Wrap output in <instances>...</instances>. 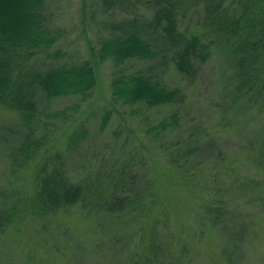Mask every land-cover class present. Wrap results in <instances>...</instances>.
Masks as SVG:
<instances>
[{"label": "rangeland", "instance_id": "obj_1", "mask_svg": "<svg viewBox=\"0 0 264 264\" xmlns=\"http://www.w3.org/2000/svg\"><path fill=\"white\" fill-rule=\"evenodd\" d=\"M82 1L48 0L45 13L50 26L65 34L53 49L65 52L66 61L89 62L95 87L83 100L77 96L47 99L38 94L37 105L47 112L78 104L76 110L68 111L66 120L53 121L48 127L60 149H66V136L72 130L86 132L77 148L66 150L71 176L83 178L100 167L115 171L126 167L140 181H150L152 194L143 202L148 211L143 218L131 213L117 221L101 214L96 217L81 206L43 218L26 215L19 225L0 233V264H146L152 240L163 244L160 264H264V205L254 201V193L236 190L237 182L260 177L246 148L250 140L264 136V106L248 109L232 100L230 57L219 45H212L193 81L162 57L133 59L124 66L126 73L144 72L169 88L182 89L181 103L112 107V64L99 62L92 51L108 36L101 22H118L124 15L102 13L86 0L83 16ZM91 9L96 10L94 17H90ZM202 17L199 8L191 7L180 18V30L200 32ZM46 61L40 54L35 63ZM107 111L111 115L101 129ZM172 113L177 114L175 127L163 133L150 131ZM25 132L15 113L0 109V190L16 179L10 174L8 156ZM190 137L189 144L197 151L191 154L194 170L186 188L169 162L167 147ZM32 167L17 175L27 194L32 191Z\"/></svg>", "mask_w": 264, "mask_h": 264}, {"label": "trees", "instance_id": "obj_2", "mask_svg": "<svg viewBox=\"0 0 264 264\" xmlns=\"http://www.w3.org/2000/svg\"><path fill=\"white\" fill-rule=\"evenodd\" d=\"M89 1L102 13L124 15L118 22H101V29L108 36L92 51V57L99 62L112 64V107L143 104L153 108L181 103L182 89L169 88L144 72L126 73L124 66L133 59L153 61L162 57L173 63L188 81H193L208 60L212 45H219L230 57L234 76L232 100L239 107L243 102L242 106L248 109L264 106V0ZM87 6L83 0V16ZM191 7L199 8L203 14L198 33L179 27L183 21L180 18ZM47 8L48 0H0V109L15 113L26 131L22 142L8 156L10 174L16 179L0 190V233L19 225L26 215L43 218L73 206L113 221L131 213L135 218H143L148 211L143 202L152 194L149 180L140 181L126 167L116 171L100 167L92 175L72 177L66 150L77 148L86 132L75 129L67 134L66 149L58 148L49 134L53 121L66 120L68 111L76 110L78 104L45 112L38 108V94L47 99L77 96L83 100L91 95L96 77L89 62L66 61L65 52L53 49L65 34L50 26ZM95 13L91 9L90 17ZM40 54L48 60L46 63H35ZM110 115L109 111L104 113L101 129ZM176 124L177 114L172 113L150 131L158 129L163 133ZM191 139L176 140L172 147H167L169 162L178 170L186 188L190 185L189 173L194 170L191 154L197 151L190 146ZM246 151L260 177L237 182L236 190L254 193V201L264 205V136L250 140ZM31 164L32 191L27 194L17 175ZM221 186L218 183V188ZM205 210L209 213L212 208ZM162 246L152 240L144 262L160 264Z\"/></svg>", "mask_w": 264, "mask_h": 264}]
</instances>
